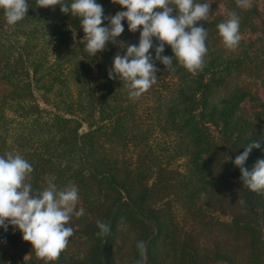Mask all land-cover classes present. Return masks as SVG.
I'll use <instances>...</instances> for the list:
<instances>
[{
    "label": "trees",
    "instance_id": "16d2710c",
    "mask_svg": "<svg viewBox=\"0 0 264 264\" xmlns=\"http://www.w3.org/2000/svg\"><path fill=\"white\" fill-rule=\"evenodd\" d=\"M96 2L105 16L125 10ZM28 3L15 25L0 9V155L20 154L33 166L26 182L34 190L49 180L77 186L85 213L72 217L74 234L56 261L38 259L18 228H0V264H134L138 241L147 245L145 264H264V192L250 191L233 163L254 140L261 148L245 167L264 158L257 3L212 0L197 22L208 32L202 70L191 73L175 57L166 69L154 59L156 83L136 99L109 71L116 54L138 44L139 29L123 20L116 42L91 56L80 18ZM233 11L240 35L261 34L229 49L217 25ZM158 43L153 37V58ZM162 55L173 56L167 44ZM98 220L109 235H97Z\"/></svg>",
    "mask_w": 264,
    "mask_h": 264
},
{
    "label": "clouds",
    "instance_id": "9594fccd",
    "mask_svg": "<svg viewBox=\"0 0 264 264\" xmlns=\"http://www.w3.org/2000/svg\"><path fill=\"white\" fill-rule=\"evenodd\" d=\"M123 9L115 15L105 16L103 6L96 0H37L39 7L59 5L60 11L80 18L85 49L91 55L104 51L109 42H116L123 31V20L128 30L139 29V42L127 45L124 55L116 54L109 71V78H119L125 82L130 99L139 98L156 83L157 68L154 59L159 60L166 69L172 68L173 57L191 73L202 70L204 56L208 49L205 27L197 26L198 21L207 19L211 12L212 0H112ZM243 9L252 7V0H236ZM28 0H0L8 25H15L26 15ZM108 25L103 26V21ZM224 46L234 49L241 40L240 19L233 11L229 18L217 25ZM153 37L159 42L153 48ZM165 44L171 47L173 56L162 55ZM174 70V69H172ZM261 148L259 140L244 147V151L233 161L240 170L244 185L253 192H264V158L257 159L251 170L245 162L252 149ZM33 166L20 154L8 152L0 155V228L7 230L12 225L20 230L22 239L31 244L36 257L45 261H56L67 248L74 229L69 226L72 217L84 215V208L77 210L80 200L79 190L74 184L62 189L51 180L43 190H34L26 182ZM241 203H244L241 200ZM98 236L110 234V225L97 221ZM140 259L134 264H145L147 245L145 241L136 244Z\"/></svg>",
    "mask_w": 264,
    "mask_h": 264
},
{
    "label": "rangeland",
    "instance_id": "374dc122",
    "mask_svg": "<svg viewBox=\"0 0 264 264\" xmlns=\"http://www.w3.org/2000/svg\"><path fill=\"white\" fill-rule=\"evenodd\" d=\"M260 11H261V17L260 18H256L255 19V24L258 25V29L256 30H263L264 31V0H254ZM216 12L217 13H224L225 12V8H224V4L222 2H218V4L216 5V8H215ZM263 20V21H262ZM259 34H261V31H255V32H248V33H245L241 36H244L245 38L247 37H252V38H256L259 36ZM256 95L264 100V86H262V84L259 82V86L257 88V93ZM249 104H247V107H248Z\"/></svg>",
    "mask_w": 264,
    "mask_h": 264
}]
</instances>
